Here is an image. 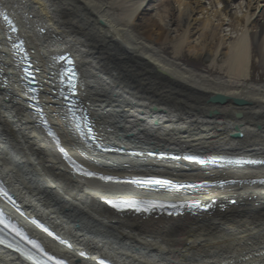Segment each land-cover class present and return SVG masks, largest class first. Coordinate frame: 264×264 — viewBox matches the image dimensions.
<instances>
[{
  "label": "bare ground",
  "instance_id": "1",
  "mask_svg": "<svg viewBox=\"0 0 264 264\" xmlns=\"http://www.w3.org/2000/svg\"><path fill=\"white\" fill-rule=\"evenodd\" d=\"M0 12L17 29L0 16V187L15 202L0 194V264H36L17 229L40 264H264V163L248 162L264 161V0H0ZM150 177L229 185L193 197L128 185ZM197 200L211 211L160 207ZM136 201L158 207L127 210Z\"/></svg>",
  "mask_w": 264,
  "mask_h": 264
},
{
  "label": "snow or ice",
  "instance_id": "2",
  "mask_svg": "<svg viewBox=\"0 0 264 264\" xmlns=\"http://www.w3.org/2000/svg\"><path fill=\"white\" fill-rule=\"evenodd\" d=\"M0 16L3 17L5 23L12 29V31H16L17 30L15 28V26L13 25V22L8 18V16L6 14L0 12ZM67 64L71 65L72 61L70 59H67ZM66 74L68 75L67 87H68L69 93L72 94L74 92V90H75V87H76V85H75L76 73H75L74 70L69 68V69H67V73ZM61 95H63V93H61ZM65 99H67V97H65ZM75 107H76V105L74 103H71V102L68 105V111L72 114L74 119L76 117V113L74 111ZM186 159H189V160L194 161L195 163H199V164H204L205 163L204 160H198V159H196L194 157H186ZM221 159H224V158H221ZM212 162H215V161L213 160ZM227 162H229V163H233V162L240 163V161H232V160H228ZM248 162L249 163H264V161H248ZM75 166L79 169L78 165H75ZM84 174L88 175V176H92L93 175V173H90V172H85ZM100 179L101 180L111 181L113 178L112 177H103V176H101ZM128 182L129 183H133V184H137V185H171L170 181L157 180V179L132 180V181H128ZM0 194H2L4 196V198L8 202L13 203V204L15 203L12 200V197L9 196L7 194V192H4L3 189H0ZM155 206L156 205H152V207H155ZM113 207H117V205L113 204ZM160 207H163V205H160ZM192 207H198V205H192ZM137 210L139 211L140 209L137 208ZM145 210H147V208H145ZM0 223H4V221L2 219H0ZM4 226L8 227V224L4 223ZM17 234L21 236V239H25V240L27 239L26 237L23 236V233L19 232L18 229H17ZM29 243H31L32 247L35 248L38 253H40L41 255H46V253H44V250L35 241H29ZM81 255H84V254L82 253ZM48 259L51 260L53 258L51 256H48ZM36 264H40L39 259H37ZM58 264H59V262H58ZM101 264H103V262H101Z\"/></svg>",
  "mask_w": 264,
  "mask_h": 264
},
{
  "label": "rangeland",
  "instance_id": "3",
  "mask_svg": "<svg viewBox=\"0 0 264 264\" xmlns=\"http://www.w3.org/2000/svg\"><path fill=\"white\" fill-rule=\"evenodd\" d=\"M205 6H206V5H205ZM205 6H204V7H205ZM207 6H208V5H207ZM233 9H234V8H233ZM233 9H232L233 13H234V12H238V9H234V10H233ZM224 29L227 30L226 27H225ZM186 55H188V54H186ZM188 57H190V56H188ZM194 60H197V59H195L194 57H193V58H189L188 62H191V61H194ZM199 62L202 63V66L206 65V68H208V63H207V61H206L205 58H201V60H198V63H199ZM256 67H258V68L260 69V70H259L260 72L258 71V73H260V74H258V75L256 74L255 77L258 78V76L261 75V76H262V80H264V71H263L259 66H256ZM258 68H257V69H258ZM232 205H233V206H237V205H234V204H232Z\"/></svg>",
  "mask_w": 264,
  "mask_h": 264
},
{
  "label": "water",
  "instance_id": "4",
  "mask_svg": "<svg viewBox=\"0 0 264 264\" xmlns=\"http://www.w3.org/2000/svg\"><path fill=\"white\" fill-rule=\"evenodd\" d=\"M35 86V85H34Z\"/></svg>",
  "mask_w": 264,
  "mask_h": 264
}]
</instances>
